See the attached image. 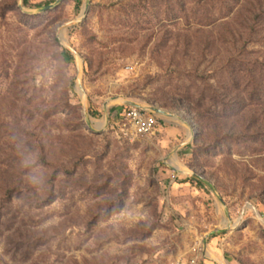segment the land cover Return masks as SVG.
I'll return each mask as SVG.
<instances>
[{
	"label": "rangeland",
	"instance_id": "1",
	"mask_svg": "<svg viewBox=\"0 0 264 264\" xmlns=\"http://www.w3.org/2000/svg\"><path fill=\"white\" fill-rule=\"evenodd\" d=\"M198 247L264 264V0H0V264Z\"/></svg>",
	"mask_w": 264,
	"mask_h": 264
},
{
	"label": "built area",
	"instance_id": "2",
	"mask_svg": "<svg viewBox=\"0 0 264 264\" xmlns=\"http://www.w3.org/2000/svg\"><path fill=\"white\" fill-rule=\"evenodd\" d=\"M118 116L119 135L128 141L154 134L159 126L157 115L154 112L138 106L128 107ZM194 251L197 253L190 257L179 256L170 264H197L198 252L201 248H195Z\"/></svg>",
	"mask_w": 264,
	"mask_h": 264
},
{
	"label": "crops",
	"instance_id": "3",
	"mask_svg": "<svg viewBox=\"0 0 264 264\" xmlns=\"http://www.w3.org/2000/svg\"><path fill=\"white\" fill-rule=\"evenodd\" d=\"M158 122H159V119H158ZM161 125H162V124L159 122V126H158V127H161ZM157 129H158V128H157Z\"/></svg>",
	"mask_w": 264,
	"mask_h": 264
},
{
	"label": "bare ground",
	"instance_id": "4",
	"mask_svg": "<svg viewBox=\"0 0 264 264\" xmlns=\"http://www.w3.org/2000/svg\"><path fill=\"white\" fill-rule=\"evenodd\" d=\"M213 254V253H212Z\"/></svg>",
	"mask_w": 264,
	"mask_h": 264
}]
</instances>
